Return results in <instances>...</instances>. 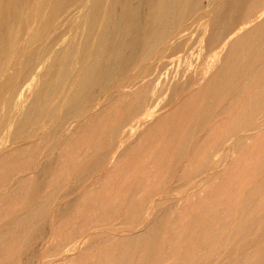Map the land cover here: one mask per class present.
I'll return each instance as SVG.
<instances>
[{
	"label": "bare ground",
	"instance_id": "obj_1",
	"mask_svg": "<svg viewBox=\"0 0 264 264\" xmlns=\"http://www.w3.org/2000/svg\"><path fill=\"white\" fill-rule=\"evenodd\" d=\"M87 1L88 3L82 8L79 14L76 15L75 19H77V22L73 33H71L69 39H66L67 41L60 46L56 56L52 57L51 60L46 63L44 68H42L43 66L41 67V71H39V69L35 70L27 78H24V80L20 82H18L14 76L6 77L0 82V107L3 108L0 115V133L8 126H11L13 129L12 135L8 140L12 147L8 146L9 148L11 147V149L0 150V164L6 163L7 161L14 162L18 156L28 154L30 151H37L40 144L50 139L52 140V138L59 133L60 129L69 121L71 123V120L80 118L87 112V109L93 100L92 96L95 93L101 92L105 89L119 88L123 86L121 85L119 76L120 74L122 75L126 73V71L133 66L136 65L140 70L139 77L145 78L144 75L148 72V65L151 64H147L148 60L160 51L161 46L164 44L168 45L167 42L170 40L173 33L176 32L179 26H181L189 16H191V14L204 0ZM263 1L264 0H210L209 5L211 8L209 9L210 12L208 20L204 26L205 28L203 29L208 33L204 38V45L201 46V50H205L204 52L210 54L209 57L211 60L209 61L208 59L209 62L207 61L204 63V66L198 70H193L192 68L188 71L191 67L190 66L189 69L182 68L181 70H176L175 74L173 72V75H175L176 78V83L173 82V84H175L173 87L171 86L172 89H170V93L166 91V81H169L166 76L165 79L167 80H160L158 78L156 83L152 81L153 78L150 83L147 82V79L145 84L143 81L142 85H139L130 93H128L129 91H120L117 96L119 97L123 107L126 109L123 112L121 121L118 120L119 122L113 121L111 123V121H108L106 122L107 124L98 126V113L90 115L86 120L87 124L85 129L100 128V130L103 131L106 147L104 148L105 150L102 151V154L106 153V150L110 149L112 145H115L116 148H121L124 146L123 144L129 137L131 138V136L136 135L135 140L123 147V150H121L116 157L113 158L115 161L119 158H123V161H127V155L129 154L128 152L132 146H138L141 147V149L143 147H147L151 151L155 150V142L152 139H148V135L153 131H161L159 139L162 141V144L159 149L157 148V153L159 155L164 154L165 156H169V160L171 162L180 161L184 156L188 155L187 157L189 159V163L191 165L197 163L195 165H197L201 170H196L198 171V174L196 176H192L191 179L186 182H191L196 177L202 176L201 184H206L209 176V172L207 173L209 170L207 169L209 167L208 165L213 163L217 168L226 159L234 157L233 155L236 148L239 146L240 138L244 139L248 143H250V141H254L256 138L258 139L264 133V16H262L257 23L252 24V22L256 18L257 13L264 10V7L262 8L264 5ZM75 2L76 0H0V74L5 71V68L9 63L7 53L9 55L11 50L16 47L20 40L23 42L25 30L33 20L37 22L35 32L37 34H42L45 32L44 30L49 27L50 23L58 17L64 9L71 6ZM81 12L84 14L80 17ZM32 25H35V22H33ZM26 37L27 36H25V38ZM58 39L59 36H55L53 41H57ZM182 42L183 41H179L175 42L172 46L169 45V56H174L179 53L181 47H183ZM206 58L207 57H205V59ZM181 59L182 58L180 56H176L171 60L168 59V61L169 64H175L176 62L179 64ZM33 61H27L24 64L25 67L28 68L33 65ZM159 63L161 64V62ZM192 67H194V65H192ZM172 81L174 80L172 79ZM195 84L198 85L197 89L191 90V87ZM168 85L170 84L168 83ZM6 92L7 95H5ZM110 92L111 91H109V93ZM246 93L248 94L247 96H245ZM175 96H182L183 100L180 101L179 99L178 101L177 99L176 103H172V99ZM235 105H237V110L235 109L236 111L228 118L226 126L221 128L217 135L213 136L215 132L214 129H212L213 127L211 129L209 128L205 132L203 131L207 129L205 128L207 125L206 122H208L212 117V114L208 111L210 108L219 107L218 116L220 117L224 114V112L233 108ZM166 106H171V109L165 114L158 116L146 125L143 123L144 121L142 122V120L151 117L157 111L164 109ZM117 109L120 110L119 108ZM214 113L215 115L217 114L216 112ZM200 115L203 117V124L201 123L202 125L197 127V121ZM142 124H144V128L139 131ZM20 141H23V143L14 145V142L17 144V142ZM161 141H159V144ZM217 154L220 155L219 158H216ZM261 154L264 157V149L261 151ZM102 157L103 155L99 154L92 161V163L88 165L85 163L83 164V162L79 160L77 161V164L80 168H85L89 171L100 165ZM110 157L112 158V156ZM263 157L261 158L262 160L264 159ZM39 160L40 159L38 157V161ZM131 162L136 167H141L143 165L139 159H134ZM263 162L260 163L262 164ZM158 165L157 161H153L149 163L147 169L151 170V168L157 167ZM184 165L185 164H183V166ZM47 166L48 163H44L37 176L26 178L16 189V193L20 197L30 198L23 204L21 212L14 218L16 225L30 226L32 229L27 239L29 243H33L37 239L38 235L44 233L45 228L48 225V220L45 221V218L41 215V217H38L37 215V212L43 213L45 211L46 204L41 201L36 203L31 201V198L37 193L36 190L40 188V185L36 183V181L42 177V174L46 170ZM177 170L179 171V169ZM217 171L218 170L216 169V172ZM148 172L149 171L145 173V176L140 184H151L153 175ZM213 172H215V170ZM183 175L184 176L182 177H185V174ZM75 177H77V175ZM215 177L216 175L210 177L209 180ZM93 181L94 180L91 182ZM192 184H194L193 181L191 185ZM215 184L217 183L215 182ZM184 185L185 184L179 187H184ZM258 185L260 186L261 183L259 182ZM130 189L128 188L127 191L129 192ZM174 189L176 190V188ZM253 190L251 192H253ZM211 191L212 190L210 189L209 192H206L207 195L210 196L212 193H215L214 191L211 193ZM247 195L248 197L245 195V199H242L243 204L241 203L242 208L241 211H239L241 215L238 220L239 223H245L250 228H253L256 218L254 216L250 217L247 213L244 215V210L248 206L246 201L253 196L250 192ZM249 195L251 196L249 197ZM60 196L63 197L61 194ZM85 196L86 194L79 195L73 204L67 203L69 199L67 202H65V200L64 203L67 204L60 210V213L64 215L69 214L76 207V203ZM185 198L186 197H184V199ZM174 199H176V197H174ZM44 201L46 202V200ZM168 205H166L167 207H164L163 211L161 209H155L154 214H152L153 216L149 219H141L139 216L132 218L127 217L121 224L126 223L127 225H134V227L143 225L145 229L141 231L139 230L140 232L137 233L135 231V234H131L130 236L126 235L122 238H120V236L117 239L108 237L109 233L107 236H98L93 244H86L82 250L83 252H80L78 256L76 255L77 257L72 255V257H70V261L76 262L86 260L92 255L91 251L93 247L99 248L102 253L106 252L108 254L109 259L105 264H151L152 259L156 258V254L163 256V254L168 252L169 246H176L177 243L181 242L189 246H196V244H200L203 247H208L211 238L207 233H204L202 237L198 238V235L196 234L197 236H194L192 232L189 234H183L180 231V224L173 220L175 218H173L172 206ZM81 212H84V210ZM168 215H170V217ZM167 217L172 219V222L170 221V226H167V224L165 225L164 223V219ZM50 218H52V216H50L49 219ZM200 218L207 220L206 222L203 221L205 227H208L211 222H214L215 226H218L217 216H212V212L209 208L204 209V214ZM210 218H212V221H210ZM193 224L194 223H192V225ZM165 226L168 227L167 234L170 235L172 239H170V241H172L171 245L167 242V245H162L160 240V232ZM214 228L215 227H213V229ZM126 230L128 229L126 228ZM202 230H204V228ZM119 232L121 231L119 230ZM61 234L59 236H61ZM227 234L228 233L223 236V239H225ZM262 234L264 235V226ZM90 236L92 235L90 234ZM0 237L5 238L0 242V252H3L8 244V240L6 239H10L13 242L17 241L19 238V232L18 230H10V228L9 230L6 228L1 229L0 227ZM40 238L38 237V239ZM222 240H220L219 245L222 244ZM79 243L80 242L75 241L72 247L62 249L58 254L60 256L72 254L75 250H77ZM57 245L48 249L57 250ZM239 246L242 252L241 256L236 259V261H234L235 258L229 260L226 264H264V256L250 255L248 250L247 252H244V248L248 246L246 243H239ZM223 247H225V245ZM31 250L29 252L30 254ZM95 254L97 253L95 252ZM67 260L68 258L64 259L63 262ZM153 262H155V260ZM204 264H218L217 258H207Z\"/></svg>",
	"mask_w": 264,
	"mask_h": 264
},
{
	"label": "rangeland",
	"instance_id": "obj_2",
	"mask_svg": "<svg viewBox=\"0 0 264 264\" xmlns=\"http://www.w3.org/2000/svg\"><path fill=\"white\" fill-rule=\"evenodd\" d=\"M87 3H88L87 0H76L75 3L64 9L63 12L50 23L49 27L46 28L44 30L45 32H43L42 34H37L35 32L36 31L35 26L37 25V22L33 20L25 30V34L23 36V42L22 40H20V42L16 45V47L13 50H11V52L9 51L10 52L9 55L7 53V59H9V63L6 66L5 71L0 74V82L4 78L9 76H14L15 79H17V81L20 82L24 80V78H27L35 70L39 69V71H41L42 68L45 67L46 63L49 62L52 57L56 56V53L59 50L60 46L69 39L71 33H73L74 27L77 22V19H75L76 15L79 14V12ZM209 4H210V0H204L201 3V5L196 9L197 11L195 10L193 12L194 14L192 13L193 15L191 14V16H189L181 26H179L176 32L173 33L170 40L167 42L168 45L164 44L163 46H161L160 51L148 60L147 64L149 63L151 64L148 65V72L144 75L145 78L139 77L140 70L136 65L133 66L128 71H126V73L122 75L120 74L119 76L121 80V85H123L124 87L121 86L119 88H109L101 92L95 93L92 96L93 100L89 105L87 112L84 115H82V117L73 119L74 121L71 120V123L69 121L64 127L60 129L59 133L55 137H53L52 140L50 139L40 144L39 145L40 147L38 148L37 151H33V152L30 151L28 154H22L18 156L14 162L7 161L6 163L0 164V227L1 229L6 228L9 230L10 228V230H18L19 232V238L17 241L13 242L10 239H6L8 240L7 241L8 244L6 245L4 251L0 252V264H33V262L34 264H58V263L79 264L80 262H81L80 264L83 263L105 264L109 259L108 254L106 252L102 253L101 249L96 247L95 248L93 247L94 250L92 249L91 251L92 255L89 257L91 259L87 258L86 260L73 262L70 261V257H72V255L74 257H77L80 252H83L82 250L84 246H86V244L87 245L93 244L98 236H107V234L109 233L108 237L117 239L120 236H121L120 238H122L125 237L126 235L130 236L131 234H135V231L137 233L140 232L141 230H144L145 228L143 225L134 227V225H127L126 223L125 224H121V223H123L124 219H126L127 217L132 218L139 216L141 219L142 218L149 219L150 217L153 216L152 214H154L155 209L156 210L161 209L163 211L164 207H167L166 205L168 204H169L168 206H172L173 209L172 214H173V218H175L173 220H175L177 223L180 224V229H181L180 231L183 234H189L192 232L194 236L198 235L197 236L198 238L202 237L204 233H207L211 238L210 243L208 244L209 248L203 247L200 244H196V246L195 245L189 246L187 244L185 245V243L183 244L182 242L177 243L176 246L175 245L169 246L168 252L166 254H163V256H161L160 254H158L159 255L158 256L156 254L155 256L156 258L152 259L151 264L153 263L154 264H171V263L172 264H204L207 258H217L218 264L219 263L226 264L229 260L235 258L234 261H236V259H238L241 256L242 252L241 249L239 248L240 247L239 243L241 244L246 243L248 245L246 246V248H244V252H247L248 250L250 255L264 256V235L262 234L263 226H264V192H263L264 191V181H263L264 159L263 160L261 159L263 157L261 151L264 149V133L258 139L256 138L254 139V141L252 142L250 141V143L240 138L239 146L238 148H236L235 153L233 155L234 157H232L231 159H226L227 161L225 160L224 162H222L217 168L213 163L208 165L209 167L207 169L209 170L207 171V173L209 172L208 174L209 176L206 184H201L202 182L201 180L202 176H201V177H196L194 180H192L194 184L191 185L192 181L188 183L186 181H189L192 176H196L198 174V171L196 170H201V169H199L198 166L195 165L197 163L192 165L189 163V159L187 157L188 155L184 156L180 161L177 162H171L169 160V156H165L164 154L159 155L157 152L160 145L162 144V141L159 139V137L161 136L160 135L161 131H153L148 135V139H152L155 142L156 145L155 150L151 151L147 147H143L141 149V147L136 146L137 147L136 148L132 146L130 148V151L128 152L129 154L127 155L128 157L127 161H123V158H119L115 161L113 158L116 157V155L121 150H123V147L133 142L135 140L136 135L131 136V138L129 137L127 141L123 144L124 146H122L121 148L120 147L116 148L115 145L114 146L112 145L110 149L106 150L107 151L106 153L102 154V151H104L105 150L104 148L106 147L103 131L100 130V128L99 129L92 128L88 130L85 129V126L87 124L86 123L87 118L90 115L97 113L99 115L98 126L107 124L106 122L108 121H111V123L113 121L115 122L121 121V117L126 108L123 107L119 97L117 96V94L120 91H125V92L129 91L128 93H130L132 92V90L136 89L139 85H142L143 81L145 84V82L148 79L147 82L150 83L153 78L152 81L156 83L157 79L159 78L160 80L169 79V81H166L167 87L166 86L165 87H166V91L170 93V89H172L173 85L176 83V78L175 75H173V72L175 74L176 70L178 69L181 70L182 68L189 69L190 66L191 67L188 71H190L192 68L193 70H198L202 68V66H204V63H206L208 59L209 61L211 60V58L209 57L210 54L204 52L205 50H201V46L204 45V38L207 36L208 33L206 30L203 29L205 28L204 26L208 20V15L210 12L209 9L211 8ZM263 7L264 5L262 6V8ZM83 14L84 13L81 12L80 17L83 16ZM262 16H264V10H261L259 13H257L256 18L253 20L252 24L257 23L262 18ZM33 22H35V25H32ZM25 36L27 37L25 38ZM55 36H59V39L57 41H53V38ZM179 41H183L182 42L183 47H181L179 53H177L176 55L169 56L170 46H172L175 42H179ZM176 56H180L182 58L179 64L178 62H176L175 64H169L168 59L171 60ZM205 57L207 58L205 59ZM29 60L32 61L34 60L33 65L26 68L24 64ZM159 62H161V64ZM192 65H194V67H192ZM165 76L166 78L167 77L168 78L165 79ZM172 79L174 81H172ZM173 82L175 83L173 84ZM168 83L170 85H168ZM197 87L198 85L195 84L191 87V90L194 89L196 90ZM109 91L111 92L109 93ZM5 95H7V92L5 93ZM247 95L248 94L246 93L245 96ZM182 98H183L182 96H175L172 99V103H176L177 99L178 101L179 99L181 101L183 100ZM171 106H166L164 109H161L154 114L156 117L152 115L151 117L142 120V122L144 121L143 123L146 125L147 123L151 122L153 119L157 118L158 116L165 114L168 110L171 109ZM117 108H119L120 110H118ZM233 108L229 109L231 112L228 110L224 112V114H222V116L220 117L218 116L219 107L210 108L208 111L209 113L212 114V117L208 121L209 123L206 122L207 125L205 124L206 125L205 128L207 129L203 131L205 132L209 128L211 129L213 127L212 129H214L215 131L213 136L217 135L221 130V128L226 126V122L228 121V118L231 117V115L237 110V105H235ZM2 109L3 108L0 107V115L2 113ZM214 112L217 113L216 114L217 116L215 115ZM201 123L203 124V117L200 115L197 121V127L199 125H202ZM144 124L141 125L140 127L141 129L139 131H141L144 128ZM12 130H13L12 127L8 126L0 133V150L11 149L12 145L9 143L8 140L12 135ZM159 141H161L160 144ZM244 142L248 143L249 145ZM20 143H23V141L17 142V144H15L14 142V145H18ZM8 146L11 147L9 148ZM99 154L103 155L100 165L96 166L95 168L89 171L86 170L85 168H80V166L77 164L78 160L82 161L83 164L85 163L86 165L91 164L92 161ZM219 154L216 155V158L220 157ZM110 156H112V158ZM38 157L40 159L39 161H38ZM134 159L141 160L143 165L141 167H136L131 162ZM153 161H157V164L159 165L157 167L151 168V170H148L147 168L149 163ZM260 162L263 163L261 164ZM44 163H48V166L44 171V173L42 174V177H40L39 180L36 181V183L40 185V188L36 190L37 193L35 194L34 197L31 198V201H33L34 203L41 201L46 204L45 211L43 213L37 212V215L38 217L42 216L43 218H45V221L48 220L47 221L48 225L45 228V232L43 231L44 233L40 234L41 236L38 235L39 238L41 237L40 239H38L37 237V239L33 243H29L27 239L32 229L30 228V226L16 225L14 218L21 212L23 208V204L26 203V201L29 200L30 198L28 199V197L26 198L20 197L19 195H17L16 189L26 178L37 176ZM183 164L185 165L183 166ZM177 169H179V171ZM216 169L218 170L217 172ZM76 170L78 171V173ZM212 170L213 171L215 170L216 173L213 172ZM147 171H149L148 173L153 175L151 184L150 183L140 184ZM29 173L32 174L30 175ZM183 174H185V177H182L184 176ZM76 175L77 177H75ZM214 175H216V177L213 179L211 178L210 181L209 178L213 177ZM92 180L94 181L91 182ZM215 182L217 184H215ZM259 182L261 183L260 186L258 185ZM183 184H185L184 187H179V186H183ZM215 185L217 186V188ZM128 188L129 189L131 188L130 189L131 191L129 190L128 192L127 191ZM174 188H176V190ZM210 189L212 190L211 193L213 191L215 192L214 194L212 193L210 195L213 197H210L206 193L209 192ZM64 190L67 192H65ZM252 190L253 192H251ZM196 191H198L199 193ZM249 192L251 195H253V196L249 195V197L251 196L253 198L250 197L249 199H247L246 202L248 206L244 210V215L245 213H247L248 215H250V217L254 216L256 218L255 225L253 228H250L245 223H239L238 220L241 215L239 211H241L243 200L245 199L244 197L246 196L248 197L247 194H249ZM60 194L63 197H61ZM81 194L82 195L86 194V196L76 203V207L69 214L64 215L60 213V210L67 203L73 204ZM174 197H176V199H174ZM184 197L186 198L184 199ZM44 200H46V202ZM64 201L67 203H64ZM151 206H152V210H151ZM206 208H209L211 210L212 216L213 215L217 216L218 226H215L214 222H211L208 227H205L204 222H206L207 220L200 217L203 216L204 209ZM83 210L84 212H81ZM170 215L168 216L170 217ZM50 216H52V218L49 219ZM169 217L164 219L165 220L164 223L165 225L167 224V226L168 225L170 226L172 222L171 221L172 219ZM210 221H212V218H210ZM55 222L59 224L57 225ZM192 223L194 224L192 225ZM213 227L215 228L213 229ZM126 228L128 230H126ZM167 228L168 227L165 226L160 232V240L162 245H167V243H170L171 245L172 242L170 241L171 239L170 235L167 234ZM203 228L204 230H202ZM119 230L121 232H119ZM226 233H228L227 234L228 236L226 235L225 239H223V236ZM60 234L61 236H59ZM90 234L92 236H90ZM229 236L230 237L232 236L233 238L232 237L230 238ZM4 239H5L4 237H0V242L3 241ZM66 239H68L69 241ZM74 240L76 242H80L77 250H75L72 254L60 256L58 254L59 251L62 249H67L72 247L73 243L75 242ZM220 240L223 241L221 245L223 246L225 245V247L219 245ZM49 244L52 245L50 246ZM56 245L58 247V248L56 247L57 250L54 249L55 250L54 251L48 249ZM37 247H39L40 249ZM30 250H31V254L29 253ZM40 252L43 254H41ZM95 252L97 254H95ZM218 253L221 254L219 255ZM37 256L39 257V259ZM67 258L69 261L67 260L63 262L64 259ZM43 260H45L46 262ZM154 260L155 262H153Z\"/></svg>",
	"mask_w": 264,
	"mask_h": 264
}]
</instances>
